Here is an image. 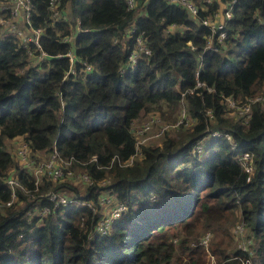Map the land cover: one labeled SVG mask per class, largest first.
I'll return each mask as SVG.
<instances>
[{
  "label": "trees",
  "instance_id": "16d2710c",
  "mask_svg": "<svg viewBox=\"0 0 264 264\" xmlns=\"http://www.w3.org/2000/svg\"><path fill=\"white\" fill-rule=\"evenodd\" d=\"M193 1L197 13L169 0H57L54 14L53 0H29L22 28L39 29L38 44L0 20V199L11 175L26 189L0 207V264H209V229L218 264H264V0ZM229 6L219 43L204 19ZM140 34L150 51L130 62ZM229 96L250 109L234 115ZM181 104L186 123L138 148L135 121ZM21 141L36 163L57 152L66 177L89 175L84 192L48 168L37 183ZM51 189L73 200L29 215ZM105 191L127 207L100 231ZM236 220L250 249L232 242Z\"/></svg>",
  "mask_w": 264,
  "mask_h": 264
},
{
  "label": "built area",
  "instance_id": "2783aa9c",
  "mask_svg": "<svg viewBox=\"0 0 264 264\" xmlns=\"http://www.w3.org/2000/svg\"><path fill=\"white\" fill-rule=\"evenodd\" d=\"M127 3V6L130 7H135L137 4V0H125ZM169 1H173V2H178L181 5L187 7L192 13H197L198 11V7L196 5V3L193 0H169ZM58 5L57 4V0H53V7ZM6 5H2L0 4V9L4 8ZM9 6H10V10L12 12V14H16L19 12V7L22 6L24 8L25 14H26V19L28 20V13H29V8H30V2L29 0H10L9 1ZM5 10V9H3ZM57 12V11H56ZM56 12H54V14H56ZM223 13V17L224 20H218V14ZM233 12L231 9V6H229L228 8L224 9V11H220L217 12L215 14V17L211 18V19H204V23L208 24L211 26L213 31H217L218 35H217V41L220 43L223 41V39L226 36V31L223 29L224 27V22L226 18H230L232 16ZM2 15H0V20L2 21ZM4 23V22H3ZM11 28L15 31H17L20 35V33L22 32V28H16L15 23H12ZM37 33L35 36L33 35H27L24 34L23 36H30V38H33L34 41L38 44V32L40 31L39 29L36 30ZM66 38L70 39V36H66ZM137 45L138 47L133 49L129 55V61L130 62H134L137 58H138V54H139V50H145V52H149L150 50L147 48L146 43H145V39L144 37L140 34L137 37ZM209 46H213L214 49H218L217 46H215V44L213 43V41H209L208 43ZM43 54H45V51H42ZM68 54L70 55V59L73 60L74 59V55L72 53V51H69ZM199 84H201V81L198 82ZM193 90V89H191ZM228 99V103L237 111H239L240 113H243L245 110L248 111L250 109V105L249 103H240L239 100H235L233 99L231 96L227 97ZM254 99H264V93L261 94H257L255 95ZM183 114L184 117H186V113H185V108L183 110ZM184 117H182L180 120L177 121L176 125L180 124L183 120ZM154 120V118H151L149 121H147L140 129V131H145L148 129V127L150 126L151 122ZM169 125L168 124H162V128L161 131H163L165 128H167ZM134 130H135V124H134ZM218 131H214V133H217ZM135 134H136V130H135ZM137 136V135H136ZM144 140H141L137 137V146L138 148L141 147V144H143ZM199 149L202 148L201 145L198 146ZM18 154L20 156V158L22 159V161L27 165V166H31L32 168H34V173L37 175V179L36 182L38 183L39 181V173L45 169L48 168V170L53 174L54 178H62L65 173H64V167L61 163V161L58 162V153L57 152H53L51 153V156L49 159L45 160V161H38L36 163V160L34 157H32L30 155V150H29V145L26 141H21L19 147H18ZM241 162L244 165V167L247 169L248 172H252L254 165L252 162V154L249 151H243V154L241 156ZM70 172H75L74 170H69L68 173ZM82 177L87 179V182H89V175H87L86 173H82L81 174ZM7 183L10 186V195L9 197L4 200V199H0V207H2V205H11L18 197V188H22L25 189L24 185L22 184V182L20 181V179L15 176V175H11L7 178ZM26 190V189H25ZM69 192V193H68ZM43 196H45L48 199V202L44 203L43 206L41 208H31L28 211L29 215L34 214L35 212H37L38 214L42 215L45 214L46 212H48L50 209H52L55 206H58L60 204H68V202L73 200L72 195L70 194V191L68 190H48L46 192H44L42 194ZM115 196L112 195L111 193L108 194H104L102 193L99 196V203L100 204H106V203H111V209L109 211V213L104 216L102 214V217L99 219L98 223H97V230L100 231H105L110 224L112 223V221L117 218L118 216L121 215V213L126 209V204L119 201V200H115ZM90 205H92L91 201H87ZM238 229L240 231H242L245 227H246V223L245 221L241 220L238 223ZM212 233L210 231H207L201 238L200 242L203 243L204 245H206L208 247L209 241L211 239ZM243 241H241L238 245L245 248V249H250V244L252 242V238L251 237H246L245 239H242ZM251 252V251H250ZM208 256H209V264H218L217 260H216V255L214 252H212L211 250H209L208 252Z\"/></svg>",
  "mask_w": 264,
  "mask_h": 264
},
{
  "label": "rangeland",
  "instance_id": "374dc122",
  "mask_svg": "<svg viewBox=\"0 0 264 264\" xmlns=\"http://www.w3.org/2000/svg\"><path fill=\"white\" fill-rule=\"evenodd\" d=\"M9 1L10 0H0V4L6 5L3 8L6 11L4 13V16L2 17V21L4 22V25L2 28L3 29L8 28L10 25H12V23H15L16 28L24 27V21H25L24 8L22 6H20L19 12L16 14H12V12L10 10V6H9ZM56 9H57L56 6H54L55 12L57 11ZM223 15H224L223 13L218 14V20H224ZM24 34H27V31L22 28V32L20 33V35H24ZM261 93H264V84L261 85V87L258 90V92L256 93V95L261 94ZM230 108L232 109V113H234V115H236L237 110H235L232 106H230ZM183 110H184V105L181 104L178 107V109L175 111L176 114H174V115H172L171 110H169L166 107H165V110L163 112L158 110L157 112L150 111L149 113L143 114L142 116H140L135 121V130H136L137 137L141 140H144L143 141L144 143L160 142L162 140V135L166 129H176V127H178L179 124L176 125L177 121L180 120L185 115V114H183ZM151 118H154V120L151 122L148 129L145 131H140L141 127L147 121H149ZM182 122H185V121L183 120ZM162 124H168L169 126L167 128H165L163 131H161ZM19 142H18V139L7 140V146L10 150H12L15 153L17 144ZM50 156L49 157L46 156V154H44V152H43V153H39L38 156H36V159L37 160L40 159L39 161H45V160L49 159ZM63 177H65V178H63ZM63 177H62L63 178L62 180H64V181L70 180V182H72L75 186H77L81 190V192H84V190L87 187V179L82 177V175L79 172H70V173H68V177H66L65 175ZM107 182H108V180L103 181L102 183L104 184ZM70 194H71V191H70ZM104 194L109 195V193L107 191H105ZM71 195H73V194H71ZM111 206H112L111 203L100 204V210L104 216H106L109 213ZM239 221H241V220H236L235 222L228 225V231L230 232V234L233 237L232 242H233V244H236V245H238L241 241H243L242 239L246 240V237H250L247 233L248 230L246 227L242 231H240L238 229L237 225H238ZM207 231H210L213 234V231L211 229H209ZM206 232H204V234ZM202 236H201V238H202ZM205 247L207 250V255L209 254L208 253L209 250H211L213 252L210 243L208 244V247L206 245H205ZM208 263H209V256H208Z\"/></svg>",
  "mask_w": 264,
  "mask_h": 264
},
{
  "label": "crops",
  "instance_id": "0c3cea01",
  "mask_svg": "<svg viewBox=\"0 0 264 264\" xmlns=\"http://www.w3.org/2000/svg\"><path fill=\"white\" fill-rule=\"evenodd\" d=\"M31 32H32V31H31ZM31 32H30V33H31Z\"/></svg>",
  "mask_w": 264,
  "mask_h": 264
}]
</instances>
